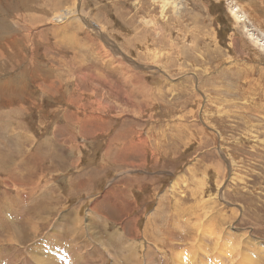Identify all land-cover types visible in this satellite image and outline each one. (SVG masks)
<instances>
[{"label": "rangeland", "instance_id": "rangeland-1", "mask_svg": "<svg viewBox=\"0 0 264 264\" xmlns=\"http://www.w3.org/2000/svg\"><path fill=\"white\" fill-rule=\"evenodd\" d=\"M218 233L264 247V0H0V264H222Z\"/></svg>", "mask_w": 264, "mask_h": 264}, {"label": "bare ground", "instance_id": "bare-ground-1", "mask_svg": "<svg viewBox=\"0 0 264 264\" xmlns=\"http://www.w3.org/2000/svg\"><path fill=\"white\" fill-rule=\"evenodd\" d=\"M238 11V10H237ZM63 15V17H61V16H58V19L60 18H64V19H67V18H69V16L71 15V11H68V10H65V12L62 14ZM234 15H235V17L237 18V19H240L242 16H238L237 15V13H234ZM245 16V15H244ZM16 42V41H15ZM263 47V46H262ZM197 228V227H196ZM201 230V229H200ZM202 231V230H201ZM214 231V230H213ZM205 232V231H204ZM218 232V231H217ZM208 233V232H207ZM210 235H211V233H209ZM219 234V233H218ZM217 234V235H218ZM221 234V233H220ZM219 234V235H220ZM221 236V235H220ZM219 236V238H220V242H222V243H220V244H222V248L219 250V252H220V258H221V260H219V261H221V263L222 264H256V260H259V257H261V253H263V251H264V247L262 246V247H259L258 245L256 246V245H253V246H256V247H254V251L251 253V249L253 248L252 246H250V245H248L247 243H246V241L245 242H242V244L240 243V245L241 246H244L243 247V249H245V251L243 252L241 249H240V245H238V243L236 244V243H234L233 241L231 242V244L229 245L228 244V242H226V239L224 238V237H226V236H221L220 237ZM242 237H243V234H242ZM194 238H195V236H194ZM217 240V239H216ZM250 241H252V240H250ZM214 242V241H213ZM257 244V243H256ZM220 246V245H219ZM215 250V249H214ZM258 250V251H257ZM206 251V250H205ZM216 251H218V250H216ZM206 253V252H205ZM211 253V252H210ZM212 254V253H211ZM218 254V253H217ZM252 254L255 256V257H253L252 256ZM259 256H258V255ZM207 255V257H209V254H203L202 256L204 257V256H206ZM216 254H214V256H215ZM218 256V255H217ZM219 257V256H218ZM239 257V258H238ZM179 258L183 261V256H179ZM194 258H196V257H187L186 256V258H184L187 262V264L189 263V264H192L193 262V260H194ZM238 258V261L236 260ZM256 260H255V259ZM210 259V258H209ZM208 259V260H209ZM141 260V258L139 259V261ZM185 260H184V262H185ZM195 260H197V258L195 259ZM201 260H204V259H200L199 260V262L200 263H202V264H204L203 263V261H201ZM176 261V260H175ZM181 261V262H182ZM211 262L213 261V260H210ZM215 261V260H214ZM183 262V263H184ZM198 262V261H197ZM209 263V261H205V264H214V263ZM185 263V264H186ZM220 263V262H219ZM198 264V263H197Z\"/></svg>", "mask_w": 264, "mask_h": 264}]
</instances>
